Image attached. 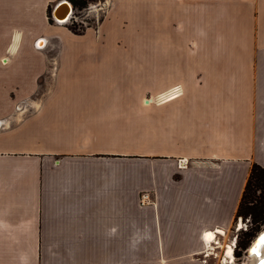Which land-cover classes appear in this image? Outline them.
<instances>
[{
    "label": "crops",
    "instance_id": "obj_1",
    "mask_svg": "<svg viewBox=\"0 0 264 264\" xmlns=\"http://www.w3.org/2000/svg\"><path fill=\"white\" fill-rule=\"evenodd\" d=\"M60 1L0 0V264H219L264 168V0H103L81 34Z\"/></svg>",
    "mask_w": 264,
    "mask_h": 264
},
{
    "label": "rangeland",
    "instance_id": "obj_2",
    "mask_svg": "<svg viewBox=\"0 0 264 264\" xmlns=\"http://www.w3.org/2000/svg\"><path fill=\"white\" fill-rule=\"evenodd\" d=\"M101 4H104L103 0H89L85 8L77 9L75 7H72V13L70 17L64 22L65 25L67 27L73 25L79 31V33L82 30H84L86 26L87 27L93 26L94 24H96V22H98V19L101 18L102 12L105 10V9H102L105 7H102ZM53 44H56V42H53ZM49 54L50 56H53L54 52H51ZM45 90H46V85L40 81L39 91H45ZM240 221L242 222L243 228L237 231L238 223ZM254 227H255V224L252 225V222L249 216L246 218L236 217L233 226L229 229V231H227V234L224 237V243H228L231 240L234 241V244L232 243L234 245L233 247V256L235 258L234 264H247L246 262L247 261L246 259L247 248L251 244L253 238L257 235V233L264 228V224L260 225L259 229L257 231L252 232L251 233L252 236L246 239L245 233L247 231H251L250 229L251 228L254 229ZM237 241L239 242L240 245L244 244L245 247L242 246V248H240L239 245L237 244ZM234 250H235V253H238L239 256H237V254H234ZM220 254L221 253H218L219 256ZM216 264H218V262H216ZM219 264H222V263L219 262Z\"/></svg>",
    "mask_w": 264,
    "mask_h": 264
},
{
    "label": "trees",
    "instance_id": "obj_3",
    "mask_svg": "<svg viewBox=\"0 0 264 264\" xmlns=\"http://www.w3.org/2000/svg\"><path fill=\"white\" fill-rule=\"evenodd\" d=\"M72 7L77 9H82L87 6L89 0H68ZM51 11L48 10V15L50 16ZM68 29L74 34H81L79 31L72 25L68 26ZM250 217L252 225L255 224L254 229L251 228V231L245 233L246 239L252 236V232L257 231L260 225L264 224V168L257 164H253L248 175L237 211L236 217ZM257 226V227H256ZM260 232V231H259ZM258 232V233H259ZM257 233V234H258ZM255 238V237H254ZM253 238V239H254ZM240 241V240H239ZM237 244L240 248L245 247L244 244L240 245L237 241ZM237 248V246H236ZM234 254L235 250H234Z\"/></svg>",
    "mask_w": 264,
    "mask_h": 264
},
{
    "label": "bare ground",
    "instance_id": "obj_4",
    "mask_svg": "<svg viewBox=\"0 0 264 264\" xmlns=\"http://www.w3.org/2000/svg\"><path fill=\"white\" fill-rule=\"evenodd\" d=\"M70 12H71V6L69 5V3H65L59 9L57 16L60 17V19H65V18H67V16L69 15ZM176 90L177 89L173 88L172 92L175 93V92H177ZM171 95L172 94H170L169 96H171ZM169 96H167V97H169ZM171 98H173V97H171ZM168 99H165V100L168 101ZM242 228H243V225H242V222L240 221L238 223L237 231L241 230ZM262 230L255 236V238L252 240L251 244L247 248V257H246L247 264H258V262H260V260L264 258V236L261 237L259 240H256V238L260 235ZM218 233L223 235L224 237L226 236V233L223 231H218ZM205 237H206L207 241H209V242H213V240L215 238L213 233H211V232L207 233L205 235ZM231 241L228 243H224V242L223 243H217V247L221 250L220 251L221 254L219 256V262L222 264H234L235 263V258L233 256V244H232V243H234V241L233 240H231ZM260 264H264V261L261 260Z\"/></svg>",
    "mask_w": 264,
    "mask_h": 264
},
{
    "label": "water",
    "instance_id": "obj_5",
    "mask_svg": "<svg viewBox=\"0 0 264 264\" xmlns=\"http://www.w3.org/2000/svg\"><path fill=\"white\" fill-rule=\"evenodd\" d=\"M65 3H69V5L71 6V12H70L69 15L67 16V18H65V19H60V17L57 16V13H58L59 9L61 8V6H63ZM71 13H72V5L70 4V2H68L67 0H62V1H60V2L57 4V6L55 7V9L52 11V16H53V18H54L57 22L63 23V22H65V21L70 17ZM263 236H264V229L262 230V232L260 233V235L256 238V240H259V239H260L261 237H263ZM261 260L264 261V258L261 259ZM261 260H260V262H258V264L261 263Z\"/></svg>",
    "mask_w": 264,
    "mask_h": 264
},
{
    "label": "built area",
    "instance_id": "obj_6",
    "mask_svg": "<svg viewBox=\"0 0 264 264\" xmlns=\"http://www.w3.org/2000/svg\"><path fill=\"white\" fill-rule=\"evenodd\" d=\"M54 19V18H53ZM55 20V19H54ZM56 21V20H55ZM57 22V21H56ZM58 23H60V22H58ZM234 244V243H233ZM233 247H234V245H233Z\"/></svg>",
    "mask_w": 264,
    "mask_h": 264
}]
</instances>
